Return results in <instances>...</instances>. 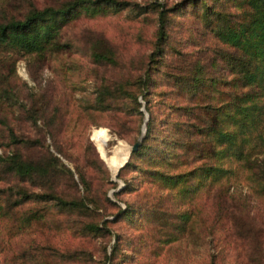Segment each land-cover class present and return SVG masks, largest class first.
I'll return each mask as SVG.
<instances>
[{"label":"rangeland","instance_id":"374dc122","mask_svg":"<svg viewBox=\"0 0 264 264\" xmlns=\"http://www.w3.org/2000/svg\"><path fill=\"white\" fill-rule=\"evenodd\" d=\"M64 1L0 0V20ZM129 1L130 7L96 14L83 9L63 24L54 40L61 46L54 50L0 47V155L20 151L48 168L46 175L28 179L0 161V264H109L113 248V264H264V94L259 99L263 112L241 145L243 158L206 159L227 170L188 197L181 186L137 166L116 173L141 136L146 113L151 117L147 105L155 121L148 140L155 155L136 161L176 170L157 155L163 137L170 135L163 119L177 117L175 103L189 100L193 91L180 76L187 75L196 57L207 76L221 79L216 88H205L220 101L228 100L230 91L245 89L226 83L236 73L222 66L221 54L215 64L211 58L213 49L226 48L212 29L222 22L215 11L239 13L246 6L239 7L238 0H205L172 12L181 0ZM160 4L169 13L168 36L162 54L152 57ZM209 6L215 10L213 23L206 18ZM96 51L106 55L96 58ZM146 69L152 77L147 98L131 85V92L105 93L98 101L102 84L114 90ZM196 93L198 98L201 90ZM169 126L173 129V122ZM116 146L119 153L113 151ZM22 190L43 196L28 200ZM57 195L81 199L89 207L63 206L53 198ZM128 204L135 212L125 216L121 209ZM94 223L107 227L96 232L89 228Z\"/></svg>","mask_w":264,"mask_h":264},{"label":"trees","instance_id":"16d2710c","mask_svg":"<svg viewBox=\"0 0 264 264\" xmlns=\"http://www.w3.org/2000/svg\"><path fill=\"white\" fill-rule=\"evenodd\" d=\"M203 1L205 0H181L169 10L175 12L186 5H195ZM133 4L129 0H65L61 5L36 7L23 17L0 20V47L10 46L29 53L54 50L61 46L60 42L55 45L54 40L63 24L83 9L96 14L108 7L123 9ZM237 5L241 8L246 6V8L239 13L224 14L220 10H211L209 6L206 18L209 23H213V11L217 12V18L222 22L212 25V29L218 38L226 44L225 50L221 53L218 51L219 48L213 49L211 63L215 64L221 54L224 59L222 66L236 73L226 83L232 84L235 81L236 85L245 89L241 92L230 91V98L228 100L221 98L220 101L205 88L209 86L216 88L221 79L213 74L207 76L203 60L199 59L201 57H196L197 60L190 65L187 75L180 76L182 81L189 83L190 89L193 91L190 93L189 100L183 104L175 103L174 112L177 117L169 119L166 116L163 119V121H167L165 126H167L170 135L163 137L164 146L162 152L157 155L160 160L173 162L176 170L171 171L152 165L142 167L136 161L140 156L151 158L155 155L150 153L151 148L148 141L154 135L155 121L152 109L147 105L151 117L148 119L146 134L139 147L132 151L129 161L121 167L119 174L137 166L168 185L181 186L183 193L187 191L186 198L193 188L199 190L201 186L212 182L210 178H218L227 170L220 165L208 163L206 159H211L213 156L222 158L230 155H236L238 159L243 158L241 145L247 141V132L252 129L254 123L258 121L260 113L263 112L259 110V99L264 94V0H238ZM159 8L158 36L155 51L151 53L152 57L155 54H162L163 44L168 36L169 13L167 8H161V4ZM105 55V52H95L96 58L99 59ZM151 78L150 70L146 69L134 78L129 77L119 82L114 90L110 89V85L104 83L98 87V101L104 100L105 93L114 94L119 90H127L131 85H137L139 93L147 98L151 89ZM255 86H258L257 90H254ZM199 90H201V94L198 98L203 97L200 100L196 98V92ZM127 92H131V90H127ZM221 94L222 96L227 95V92L221 91ZM134 95L138 101V95L135 93ZM182 110L185 111L183 118L180 117ZM171 122L174 125L173 129L169 126ZM14 133L12 130V136L18 138ZM239 136H241L240 141H238ZM179 157H185V161L180 160ZM174 158H176L175 161H173ZM0 161L7 163L9 168L22 178L30 179L35 175H46L48 172V168L44 167L43 162L30 157L25 158L20 151H11L6 156L0 155ZM196 162L199 163L196 164ZM192 163L194 165L190 166ZM183 165H188L189 168L184 169ZM196 178L198 181L192 183ZM144 181L146 180L144 179ZM20 193L23 198L28 200L36 199V195L43 196L27 190H22ZM53 198L63 206L77 209H83V206L89 207L81 199L74 198L67 201L58 195ZM95 203L98 204L97 199H95ZM134 209L133 204H128L121 211L126 216L134 214ZM152 215L157 217L156 208L153 209ZM106 227L107 224L101 225L100 223L89 226L96 232H102ZM55 254L63 257L60 252H55ZM114 255L115 248L112 249V254L107 255V258H110L109 264H113Z\"/></svg>","mask_w":264,"mask_h":264},{"label":"water","instance_id":"95a60500","mask_svg":"<svg viewBox=\"0 0 264 264\" xmlns=\"http://www.w3.org/2000/svg\"><path fill=\"white\" fill-rule=\"evenodd\" d=\"M148 117H149V114H148V112L146 113V119H145V123H144V125H143V130H142V134H141V136L138 138V140L132 145V147H131V150H130V152H129V154H128V157L126 158V160L125 161H123L119 166H118V168H117V170H116V173H118L119 172V170H120V168L128 161V159L130 158V156H131V153H132V151L133 150H135V149H137L138 147H139V145L142 143V141H143V138H144V136H145V134H146V131H147V120H148Z\"/></svg>","mask_w":264,"mask_h":264},{"label":"bare ground","instance_id":"6f19581e","mask_svg":"<svg viewBox=\"0 0 264 264\" xmlns=\"http://www.w3.org/2000/svg\"><path fill=\"white\" fill-rule=\"evenodd\" d=\"M113 151L116 152V153H117V152L119 153V150H118L117 146L114 148ZM128 153H129V149H127V152H126V154H125V158L128 157V156H127Z\"/></svg>","mask_w":264,"mask_h":264}]
</instances>
